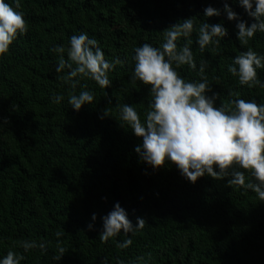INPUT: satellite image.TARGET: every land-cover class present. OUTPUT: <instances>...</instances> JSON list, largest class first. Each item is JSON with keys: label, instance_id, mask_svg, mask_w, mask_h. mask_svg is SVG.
Returning <instances> with one entry per match:
<instances>
[{"label": "trees", "instance_id": "obj_1", "mask_svg": "<svg viewBox=\"0 0 264 264\" xmlns=\"http://www.w3.org/2000/svg\"><path fill=\"white\" fill-rule=\"evenodd\" d=\"M225 2L241 20L254 22L236 0H21L29 31L0 58V124L8 121L0 125V256L23 253L22 264H137L138 257L147 264H264V202L229 186L228 178L205 175L193 184L174 163L153 169L135 152L141 138L119 118V106L129 104L143 120L152 99L149 86L131 79L134 49L146 42L161 46L164 31L190 17L197 30L177 44L191 40L197 70L184 65L180 74L200 80L199 63L207 60L208 95L219 94L217 105L236 94L264 103V88L242 86L227 70L249 47L264 54V33L244 46L236 21L223 13L204 16L205 7L222 10ZM203 22H222L228 34L201 52L196 41ZM82 32L100 42L106 59L121 63L105 90L75 78L76 94L87 84L95 96L76 111L68 103L73 89L60 79L68 70L55 72L60 57L51 49L63 45L67 59L71 36ZM258 76L264 81V69ZM53 94L65 98L56 104ZM117 202L134 226L137 218L146 221L128 234L133 244L127 249L118 247L128 238L123 233L108 242L99 238L102 217ZM24 240L44 242L46 251L24 252ZM58 246L65 254L57 261Z\"/></svg>", "mask_w": 264, "mask_h": 264}, {"label": "clouds", "instance_id": "obj_2", "mask_svg": "<svg viewBox=\"0 0 264 264\" xmlns=\"http://www.w3.org/2000/svg\"><path fill=\"white\" fill-rule=\"evenodd\" d=\"M236 2L254 19L253 23L249 25L241 20L227 2L222 10L211 5L205 7L204 16L219 17L223 13L227 20L236 21V37L241 45L247 46L256 33H264V0ZM21 7V0H0V58L9 53L10 46L19 36L29 31L24 13L19 10ZM195 26L194 17L186 18L164 31L161 46L146 42L134 49L131 79L149 86L152 99L143 120L138 110L129 104L119 106V118L141 138L135 152L153 169L174 163L180 174L193 184L205 175L215 180L228 178L229 186L251 190L259 201L264 202V103L255 99L245 100L236 94V99L217 105L219 94L213 92L208 95L212 92V85L205 75L207 60L199 63L200 80L191 81L180 74L178 69L184 65L197 70L191 40L183 47L177 44L181 37L189 38L197 30ZM227 34L228 29L222 22H203L198 28L196 43L203 52L209 45L218 47ZM51 51L60 57L55 72L68 70L67 75L60 79L73 89L68 103L76 111L85 104H92L95 96L87 84L76 94L79 80L75 78H89L105 90L113 82L109 73L121 63L118 58L114 61L106 59L100 42L87 32L71 36L67 59L63 45H57ZM259 69H264V54L251 47L236 55L227 68L232 76L238 78L240 85L264 88V81L258 76ZM64 98L63 94H53L52 101L59 104ZM104 116H109L106 110ZM7 123L5 118L3 124ZM91 219L95 221L96 214ZM102 221L103 230L99 238L103 242L121 233L128 236L118 242L120 249L133 244L129 233L135 234L146 225L143 218H137L134 226L118 202L102 217ZM88 229H93L92 223L88 224ZM55 235L60 237L63 232L57 231ZM21 247L24 252L34 248L46 251V243L35 240H24ZM58 253L54 257L57 261L65 254V248L58 246ZM25 259L23 253L9 250L0 256V264H22ZM140 261L147 264L143 257L137 258V264Z\"/></svg>", "mask_w": 264, "mask_h": 264}]
</instances>
